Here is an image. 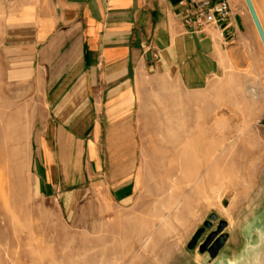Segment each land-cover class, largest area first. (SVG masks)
I'll use <instances>...</instances> for the list:
<instances>
[{
    "label": "rangeland",
    "instance_id": "obj_1",
    "mask_svg": "<svg viewBox=\"0 0 264 264\" xmlns=\"http://www.w3.org/2000/svg\"><path fill=\"white\" fill-rule=\"evenodd\" d=\"M238 3L239 32L215 76L193 86L150 78L143 86L146 187L131 207L97 222L70 225L37 194L36 111L17 91L2 94L0 80V264H195L199 250L188 243L213 213L231 233L226 261L252 264L264 250V47L246 2ZM246 248L249 258L241 257Z\"/></svg>",
    "mask_w": 264,
    "mask_h": 264
},
{
    "label": "crops",
    "instance_id": "obj_2",
    "mask_svg": "<svg viewBox=\"0 0 264 264\" xmlns=\"http://www.w3.org/2000/svg\"><path fill=\"white\" fill-rule=\"evenodd\" d=\"M226 1L229 19L198 29L184 21L190 0H0L1 93L17 91L35 109L34 187L66 223L100 221L140 197L142 88L150 78L193 86L216 75L239 32L238 0ZM252 1L259 14L264 0ZM226 246L195 264H246L226 261Z\"/></svg>",
    "mask_w": 264,
    "mask_h": 264
},
{
    "label": "water",
    "instance_id": "obj_3",
    "mask_svg": "<svg viewBox=\"0 0 264 264\" xmlns=\"http://www.w3.org/2000/svg\"><path fill=\"white\" fill-rule=\"evenodd\" d=\"M245 2H247L249 12L251 17H253L257 32L259 33L264 46V29L261 20L257 15L254 2H252V0H245ZM215 222H218V226L212 231ZM227 227V221L220 220L217 214H211L209 219L205 221L203 227L196 231L191 241L188 243V249L194 251L198 248L200 254H207L210 260L217 259L223 248L226 246L229 238V233L226 232ZM209 231L210 233L206 235ZM205 235L206 237L203 239ZM255 255L256 258L252 264H264V250L260 249ZM247 257L249 258V254H247ZM245 263L251 264L248 263V261Z\"/></svg>",
    "mask_w": 264,
    "mask_h": 264
},
{
    "label": "built area",
    "instance_id": "obj_4",
    "mask_svg": "<svg viewBox=\"0 0 264 264\" xmlns=\"http://www.w3.org/2000/svg\"><path fill=\"white\" fill-rule=\"evenodd\" d=\"M191 8L187 10L184 21L198 29L216 25L220 20L229 19L232 8L226 0H190Z\"/></svg>",
    "mask_w": 264,
    "mask_h": 264
},
{
    "label": "bare ground",
    "instance_id": "obj_5",
    "mask_svg": "<svg viewBox=\"0 0 264 264\" xmlns=\"http://www.w3.org/2000/svg\"><path fill=\"white\" fill-rule=\"evenodd\" d=\"M244 2H245V0H243ZM253 2V1H252ZM246 4H247V2H246ZM255 5V4H254ZM248 6V5H247ZM256 8V7H255ZM249 9V8H248ZM257 12V11H256ZM251 15V14H250ZM257 15H258V17L260 18V20H261V23H262V18L259 16V14L257 13ZM253 18V17H252ZM254 21V20H253ZM255 24V23H254ZM262 26H263V23H262ZM256 27V26H255ZM263 29H264V27H263ZM260 39H261V37H260ZM261 42H262V40H261ZM262 45H263V43H262ZM264 47V46H263Z\"/></svg>",
    "mask_w": 264,
    "mask_h": 264
}]
</instances>
